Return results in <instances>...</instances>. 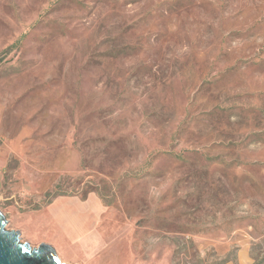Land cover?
Returning <instances> with one entry per match:
<instances>
[{
  "label": "rangeland",
  "instance_id": "rangeland-1",
  "mask_svg": "<svg viewBox=\"0 0 264 264\" xmlns=\"http://www.w3.org/2000/svg\"><path fill=\"white\" fill-rule=\"evenodd\" d=\"M0 176L102 200L67 264H264V0H0Z\"/></svg>",
  "mask_w": 264,
  "mask_h": 264
},
{
  "label": "crops",
  "instance_id": "crops-1",
  "mask_svg": "<svg viewBox=\"0 0 264 264\" xmlns=\"http://www.w3.org/2000/svg\"><path fill=\"white\" fill-rule=\"evenodd\" d=\"M2 176H0V183ZM46 221L39 227L47 229L44 242L54 248L59 246L79 247L86 243V235L93 233L101 224L106 210L102 200L93 193L87 197L58 195L45 206ZM239 255V264H249ZM244 261V262H243ZM225 264H232L229 261Z\"/></svg>",
  "mask_w": 264,
  "mask_h": 264
},
{
  "label": "water",
  "instance_id": "water-1",
  "mask_svg": "<svg viewBox=\"0 0 264 264\" xmlns=\"http://www.w3.org/2000/svg\"><path fill=\"white\" fill-rule=\"evenodd\" d=\"M5 215L0 210V264H67L62 262L55 248L41 242L31 246L20 240V232L6 228Z\"/></svg>",
  "mask_w": 264,
  "mask_h": 264
},
{
  "label": "trees",
  "instance_id": "trees-1",
  "mask_svg": "<svg viewBox=\"0 0 264 264\" xmlns=\"http://www.w3.org/2000/svg\"><path fill=\"white\" fill-rule=\"evenodd\" d=\"M257 264V263H256Z\"/></svg>",
  "mask_w": 264,
  "mask_h": 264
}]
</instances>
